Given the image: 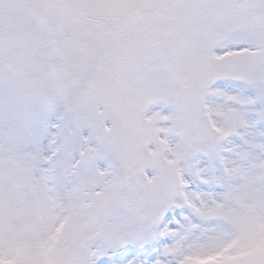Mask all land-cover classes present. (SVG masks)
<instances>
[{"label": "snow or ice", "instance_id": "snow-or-ice-1", "mask_svg": "<svg viewBox=\"0 0 264 264\" xmlns=\"http://www.w3.org/2000/svg\"><path fill=\"white\" fill-rule=\"evenodd\" d=\"M0 42V264H264V0H28Z\"/></svg>", "mask_w": 264, "mask_h": 264}, {"label": "rangeland", "instance_id": "rangeland-1", "mask_svg": "<svg viewBox=\"0 0 264 264\" xmlns=\"http://www.w3.org/2000/svg\"><path fill=\"white\" fill-rule=\"evenodd\" d=\"M28 0H0V42L6 43L7 51L15 54L20 47L17 28L27 13Z\"/></svg>", "mask_w": 264, "mask_h": 264}]
</instances>
